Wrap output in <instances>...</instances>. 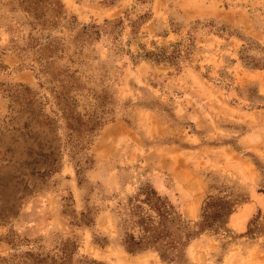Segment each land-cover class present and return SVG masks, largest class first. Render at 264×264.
Returning a JSON list of instances; mask_svg holds the SVG:
<instances>
[{"label": "rangeland", "instance_id": "rangeland-1", "mask_svg": "<svg viewBox=\"0 0 264 264\" xmlns=\"http://www.w3.org/2000/svg\"><path fill=\"white\" fill-rule=\"evenodd\" d=\"M9 1L0 0V145L23 150L12 132L16 103L2 89L23 83L41 95L37 82L44 78L37 53L19 49L26 33L14 25L23 17L11 11ZM62 1L79 24L123 18L117 41L101 35L94 42L103 62H93L90 71L84 68L90 78H82L86 86L107 92L110 111L89 136L88 168L81 173L87 180L81 187L66 153L61 167L33 188L25 186L33 181L31 165L7 161L10 154L4 153L0 174L8 184L0 187V255H9L14 244L22 250L36 244L52 250L60 238L69 237L78 243L76 258L175 264L151 250L128 253L116 236L119 203L139 184L150 183L190 220L199 218L207 195H227L233 204L227 231L206 232L191 242L190 264H264L259 232L264 228V0ZM146 11L151 16L130 35L133 20ZM187 33L194 45L176 63L135 59L125 52H141L138 44L169 47ZM115 43L124 50L115 52ZM94 102L79 100L86 110ZM19 171L23 174L16 177ZM85 206L94 223L71 225V209ZM258 208V232L245 234ZM5 213L10 214L2 217Z\"/></svg>", "mask_w": 264, "mask_h": 264}, {"label": "trees", "instance_id": "trees-1", "mask_svg": "<svg viewBox=\"0 0 264 264\" xmlns=\"http://www.w3.org/2000/svg\"><path fill=\"white\" fill-rule=\"evenodd\" d=\"M115 1L105 0L104 3L112 4ZM9 4L11 11L22 13L23 18L14 25V28L23 27L26 33V41L19 49L29 48L37 53L38 71L44 78L37 83L44 93L39 95V91L23 83L2 89L16 103L17 126L12 127V132L24 145L23 150L9 146L3 149L0 145V160H5L4 153L8 151L10 155L7 161L29 163V175L33 181H27L25 186L33 188L36 182H41L46 175L61 167L66 153L74 165L77 186L81 187L87 180L81 173L88 168L86 150L89 136L105 123V116L110 111L107 108L110 104L107 92L104 89L97 92L83 83V77L90 78L89 74L84 75V68L90 71L93 62H103L95 53L94 42L101 35H108L117 41L124 28L123 18H104L101 23L79 24L76 16L67 12L62 0H10ZM150 16L151 12L146 11L139 15L138 20H133L130 35L135 34L134 27L139 21ZM125 43H129V40ZM193 45V36L187 33L183 39L170 43L169 47L154 50L138 44L141 52L132 54L127 48L125 52L135 59L176 63L190 53ZM114 49L115 52L124 50L120 43H115ZM104 71L102 69V73ZM36 77L40 78L39 75ZM0 84L3 82L0 81ZM83 98L95 101L92 110H86L79 103ZM47 105L48 112L45 110ZM4 166L1 164L0 168ZM19 174L23 173L19 171L16 177ZM1 176L0 187H7L8 183L3 182ZM70 199L73 200L71 193ZM70 212V216L75 218L71 225L94 223L87 206L79 212L72 208ZM233 212V204L227 195H207L199 218L190 220L167 195L150 183H141L119 203L115 211V232L120 246L128 253L151 250L163 261L190 264L187 249L191 242L206 232L216 234L227 231ZM9 214L5 213L2 217ZM259 214L258 208L247 221L245 234L258 232L255 224ZM259 232L264 234V228ZM98 243L103 244L100 240ZM77 247V241L69 237L60 238L52 250L44 249L40 244L22 250L14 244L9 255H0V264H108L87 255L76 258Z\"/></svg>", "mask_w": 264, "mask_h": 264}]
</instances>
